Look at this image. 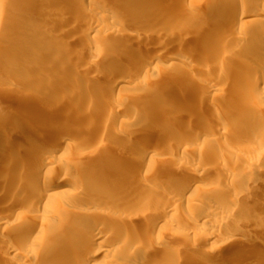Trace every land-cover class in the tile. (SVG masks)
<instances>
[{
    "label": "rangeland",
    "instance_id": "1",
    "mask_svg": "<svg viewBox=\"0 0 264 264\" xmlns=\"http://www.w3.org/2000/svg\"><path fill=\"white\" fill-rule=\"evenodd\" d=\"M6 1L3 12L5 15L0 23V103L2 98L9 99L6 112L19 107L21 102H30L34 88L27 81H16L17 78L31 75L22 68L21 61L35 57L43 46V38L48 35L54 36L56 40L52 54L54 50L64 47L63 50L68 55H65L66 67L59 70V75L53 68H49L47 73V78L56 85L80 80L85 87L96 86L94 75L104 82L110 77L111 72L105 69L106 60L114 59L120 64L127 52L140 57L130 63L122 74L132 78V88L121 93H105L104 87L101 86L92 98H88L89 101H85V105L78 108L77 114H84L87 109H90L89 113L94 114V117H89V130L85 129L86 120L82 117L77 121L71 119V125L65 126L58 123L56 116L51 117L49 121L57 125L55 131L63 132L60 142L64 147L71 144L70 147L75 148L76 141L85 138L86 145L80 146V153L76 155L77 158H82L78 159L79 163L85 161L89 168L98 156V160L102 162L101 172L112 176L106 181L107 188L94 199L95 203L87 204L84 200L75 204L63 203L54 207L51 216H42L36 214L35 210L38 206H44V202L33 201L32 204L31 201L30 205V202L27 203L24 199L21 206H16L14 199L5 206L4 202L0 201L3 204L0 205L3 208H0V213L4 214L0 220V232H5L12 224L18 226L21 223L19 226L26 230L29 227L27 224H32L29 223L31 220L40 225L50 221L47 228L43 229L42 240L45 244L51 243L53 249L55 246L62 248L59 252L61 258L56 260L47 255L46 249L41 250L38 245L30 242L25 244L20 239L17 241L10 238L12 243L6 242V245H2L5 243L0 237V246H16L18 254L26 259V263L38 259L42 264H151L157 260L166 264L172 259L174 249L182 258L176 260L175 264H219L214 257H207L230 251L231 256L216 258L221 259L220 264H231L232 261L234 264H245V258L250 252L249 247L255 242L264 243V72H256L257 59L252 56L250 50L253 41H264V14L259 17L253 15L245 20L247 23L254 20L262 22L252 30L234 25L233 18L245 8L248 1H252L255 6L260 5L264 12V2L143 0L148 9L144 14L137 13L131 5L128 12L121 13L119 21H107L109 12L118 9V6H115L116 0H102L104 13L101 11L99 14L91 13L89 5L79 6L74 0ZM222 4H230L232 8L212 17L213 25L208 31L198 29L189 33L174 32L181 23L187 24L193 19L200 20L203 15H207L214 8H220ZM163 10L167 15L160 17L158 14ZM192 10L194 13L191 17ZM17 16L19 20L16 24L12 22V18ZM43 24L49 28L46 29V36L38 30ZM95 26H98L96 30ZM91 28L93 30L89 32ZM116 30H126L128 36L117 34ZM242 35L248 37L244 42L239 40ZM166 39L168 44L164 43ZM174 50L179 52V56L186 58L190 65L171 67ZM79 59L83 61V69L77 61ZM77 66L79 69L76 70ZM139 72L140 75H137ZM171 76L175 80L177 91L166 99L157 100V91H160ZM244 76L249 80L245 81ZM258 77L262 79L259 86ZM210 86H213V89H208ZM122 96L128 98V101H138L140 108L133 113L121 109L120 114L116 116V103ZM39 100L48 104L41 98ZM143 111L155 112V115L152 119H144ZM253 112L258 114V120L252 124H244L242 118ZM175 121L179 123L175 124ZM44 122H47V119ZM3 124L0 120V135L3 133ZM22 128L19 125L7 127L4 142L10 137L13 145L36 139L31 137L28 130H24L26 135L21 138ZM200 128L205 129V134L199 133ZM127 131L137 133L138 137ZM234 131L240 133V139L234 137ZM143 134H147V138H142ZM150 139H153V142ZM125 140L137 143L139 152L130 155L123 151ZM146 142H151L148 148L145 146ZM2 145L4 144L0 143V157L5 154ZM53 145L55 142L50 143L49 148ZM25 155V152L20 155L22 163L26 161ZM45 156L47 157L46 154ZM115 157H118L119 161H115ZM54 162L59 163V160L55 158ZM156 177H161L164 183L171 182L173 186L164 188L160 185H150L148 180ZM190 177L197 179L194 185L182 183L184 178ZM251 178L255 180L256 192H263V199L248 207L245 201L248 191L245 181ZM53 183L55 182L49 181V184ZM241 183L245 184L247 190L241 187L244 186ZM56 184L57 182L53 186ZM113 185L117 186L120 196L112 195ZM130 188L135 191L131 196L128 193ZM180 192L184 194H179ZM238 193L242 200L240 204L245 207L244 212L240 210L243 209L242 206L239 208L240 204L236 207L233 203L235 208L233 201L231 204L230 199L226 201L228 197L232 199V196ZM159 195L161 197H158ZM218 196H223L222 200L227 197L226 204L223 203L225 208ZM216 198H219L222 206H219L220 201ZM228 203L230 207L227 206ZM214 205H217L218 209L223 207L219 210L222 214L219 213V217L205 215L206 210L214 208ZM26 207H30L29 214L20 212ZM233 209L238 211L235 213ZM11 213L15 215L12 216ZM247 217L249 221L252 220L250 223L246 221ZM260 221L263 223H259ZM6 226L8 227L5 228ZM90 229L99 231L101 237L90 243L83 239L85 243L83 242L82 249L72 247V244L80 240V234ZM189 230L193 231V236L185 235ZM39 232L40 228L35 231L36 234ZM233 232H236V235ZM231 238H236L239 242ZM65 243L69 244V247L64 248ZM232 243L234 244L229 246ZM124 250L126 252H123ZM142 250L147 252L146 259L144 255L143 259L141 258ZM1 251L5 252V249ZM261 251L264 252V247ZM198 255L201 256L198 258ZM261 261H264V258ZM261 261L259 264H263ZM29 262L31 264V261Z\"/></svg>",
    "mask_w": 264,
    "mask_h": 264
},
{
    "label": "bare ground",
    "instance_id": "2",
    "mask_svg": "<svg viewBox=\"0 0 264 264\" xmlns=\"http://www.w3.org/2000/svg\"><path fill=\"white\" fill-rule=\"evenodd\" d=\"M74 1L79 6L80 5L81 6L89 5V7H90L89 11H91V13H93V14H99L102 11L103 5H104L102 0H74ZM142 1L143 0H127V2H125V0H116L115 6H118V9L111 10L109 12V14L106 17L107 21H114V20L119 21L121 13L126 12L128 10V8L131 7V5H132L133 10H135L137 13H139L140 15L144 14L148 9H147V5L145 4V2L143 3ZM262 1L264 2V0H262ZM129 2H130V4H129ZM251 2L248 1L245 4V8H243V10L238 12L237 15L233 18V21H234L233 24L234 25L237 26V24H238L240 27H244V28L247 27V29L252 30L254 27H256L259 24V22H261L260 20H254V19H253L254 21H252V23H247L245 21L253 15L255 17H259L262 13L264 14V12H262V9L260 8V5L258 6L256 4V6H255ZM6 3H7L6 0H0V23H1L4 15H5V14H3V12H4V8L6 7ZM168 4H169V2H168ZM219 7L220 8H214L213 11L207 13V15H203L201 17L202 19H200V20L198 19L199 21L196 19L195 20L193 19L192 22H190V23H187V22H186L187 24L181 23L179 25V27L176 29V31H174V32H177L178 34L183 33V32L189 33V32H193V30L196 31L198 29H201L203 31H208V29H210L213 25L212 17L220 14L222 11L225 12L226 10H229L232 8L230 4H222V6H219ZM190 13H191V17H192L193 16L192 14L194 13L193 10L190 11ZM158 15L160 17H163L164 15H167V14H166V11L163 10L162 13L158 14ZM166 17H164V18H166ZM12 19H14V20H12V22L17 24V22L19 20L18 16L14 17ZM120 20H122V19H120ZM137 21L138 20H136V22ZM177 21H178V19H177ZM139 22H140V20H139ZM261 24H262V22H261ZM46 26L43 24V26H40L38 28L40 33L41 34L43 33L42 35H45L48 32L47 30L49 28H47ZM173 26H176V25H173ZM93 27H94V25H93ZM97 27L98 26H95L94 30H96ZM92 30H93V28H91L89 30V32H91ZM100 31H101V29H100ZM100 31L97 30V32H99V33H100ZM125 31L126 30H124V31L123 30H118V31L116 30L115 32L119 35L121 34L124 36H128V34ZM249 31H247V32H249ZM243 36L244 35H242V37L239 38V40H241L240 42H242V41L244 42L248 38L247 35H245L244 37ZM43 39H44L43 40V46H41L39 48L35 57L33 56V57L26 58V59L24 58L21 61L22 68L25 71L30 72L31 75L29 74V76L26 78L25 77H21V78L16 77L17 82L27 81L34 88V91L31 93V96H30L31 97L30 102L28 104L21 102L19 107L13 108L9 112H6V107L10 103L9 99L7 97L2 98L1 103H0V120H1V122H4L3 127H2L3 133L0 135V143L4 144V145H2V147L4 146V148H5V154L1 155V157H0V198H3L6 196V198H3V199H5L4 201H3V199L0 201L4 202L5 206H8L10 201H12L14 199L16 201V203H14V205L16 204V206H21V204H23L24 199L27 200V201L24 200L27 203L29 201L30 205H31V201H32V204H33V201L39 202V203L44 202L45 205L41 206V207L38 206V208L36 209L37 211L35 210V212L38 215L51 216L54 212V207H58L59 205H61L63 203L75 204L78 201L84 200L85 202L87 201V204L91 203L93 205V202L95 201L94 199H96V196L107 188V182H106L107 179H110L112 177L111 175H106L103 172H101L102 162L100 160H98V159H100V158H98V156L96 157L97 160L95 161V163L89 168H88V165L86 164L85 161L83 163H79L78 159H80L81 156L77 158L76 155L78 153H80L79 147L80 146L84 147L86 145L85 138L77 140L76 141L77 145L75 146V148H73L74 146L70 147L71 144L69 146L66 145L64 147V144H62L60 142L61 141L60 135L63 132L55 131V128L57 127V125H53V124L49 123L51 117H53V116L58 117L57 121H58V123L61 124V126L69 125L72 122V120L75 119L77 121L79 118L82 117L86 120V125L84 126L85 129L89 130L91 127V123H89V117H94V114L89 113L90 109H87L86 113H84V114H77L78 108L82 105H85L86 104L85 101L88 100V98H92L95 95L97 88H99L101 86L104 87L105 93H107V92L113 93L115 91H118L121 93L124 90L132 88V86L134 84L131 81L132 78L123 76L122 74L126 70L127 66L130 63L134 62L136 59H138L140 56H137L133 53L127 52L124 59L121 61L120 64H118V61L114 60V59L106 60L105 69L106 70L108 69L111 72L110 77L107 81L104 82L102 79H100V77H98L97 75H94L93 81L96 82V84H94L96 86L85 87L80 80H78V81L76 80L72 83L63 82L61 84L56 85L54 83V81L47 78V73L49 72V68H51V69L53 68L54 70L58 71V75H59L60 74L59 70H62L64 67H66V64L64 62L66 59L65 55H67V54H65L66 53L65 50H63L64 47L54 50L53 51L54 53L52 54L53 47L56 45V42H55L56 40H55L54 36L48 35ZM164 41H165L164 42L165 44L167 42H169L167 39ZM160 43H162V42H160ZM163 48H165V47H163ZM151 49H153V48H151ZM250 50L252 52V56L256 57V59H257L258 65L256 66L255 70L258 74H262L264 72V41L263 40L253 41V44H252ZM130 52H132V51H130ZM159 52H161V50ZM172 53H174V54H172ZM172 53L171 54H172V58H173V63L171 65V67H180V66H186L187 67L190 65L189 61L186 58H182L181 55L180 56L178 55L179 52L177 53L176 50H174V51H172ZM157 54H159V53H157ZM77 61H79L81 63L80 68L83 69V67H82L83 61L80 59ZM68 64H70V63H68ZM86 66H88V65L86 64ZM94 66H96V65L94 64ZM84 67H85V65H84ZM75 69L77 70V69H79V67L77 66V68H75ZM140 73L141 72H139L137 75H140ZM243 79L245 81L249 80L247 76H244ZM174 81L175 80L172 76L169 77L168 81H166V84L160 89V91L159 90L157 91V93L155 95L157 97V100L158 99L159 100L166 99L167 96H169L172 93H175L177 91V87H176V84ZM261 83H262V79H260L258 77L257 85L259 86ZM208 89H213V86H210V88H208ZM28 94L29 93H27V95ZM40 98L42 99L43 102L47 101L48 104L41 103V101L39 100ZM22 104H25V105H22ZM139 108H140V104L138 101L137 102L128 101V98H125L122 96V97H120L119 101H117V103H116V111H115L116 114L115 115L118 116L120 114L121 109H124L127 113H133V112L137 111ZM143 112H144V114H143L144 119H152L153 116L155 115V112H151V111H143ZM257 115L258 114H256L255 112L249 113L248 115H246V117L242 118V122H244V124H252L258 120ZM46 119H47V122H44V120H46ZM174 123L175 124L179 123V121H175ZM16 125L23 127L21 132H20L21 138H24L26 135L24 130H26V131L28 130L30 132L31 137H33V138L35 137L36 139H34L32 142L30 141L27 143H20V144L18 143V144L13 145L11 142V137H10V139H8L4 142V138L6 137V128L9 126H16ZM48 125H50V126H48ZM199 130H200L199 133H201V134L206 132L205 129H203V128H200ZM123 133H124V131H123ZM128 133L131 135L134 134L132 132H128ZM233 133H235L234 137L240 139L239 138L240 133L238 131H234ZM136 134H134V135H136ZM27 135H29V134H27ZM20 137H17V138L21 139ZM136 137H138V136L136 135ZM141 137L145 139V138H147V134H143ZM127 141L128 140H125V142L123 141L124 144L122 146V150L125 151L126 153L130 154V155L137 154L139 152L138 150H140L139 147L136 145L137 143L135 144V143H132L129 141L127 142ZM150 141L153 142V139H150ZM54 142H55V145H53L51 148H49L50 143H54ZM151 142H146L145 146H147V148H148L150 146ZM73 143H75V142H73ZM0 150H1V148H0ZM148 151H149V149H148ZM229 151H231V150L229 149ZM235 151H237V150H235ZM23 152L26 153V155L24 157L26 161L24 163H22L21 159H20L21 158L20 155ZM45 154L47 155V157L45 156ZM55 158L59 160V163L54 162ZM152 158H153V156H152ZM114 160L119 161V158L115 157ZM232 179H235V178H232ZM196 180L197 179H195V177L194 178L193 177L184 178V180H182V183L187 184V185H194L196 183ZM235 180H233V182L238 181V180H236V181ZM42 181H43V184H42ZM49 181L50 182L53 181L55 183L57 182L56 186H53L55 183H53V185L49 184ZM246 181H245V183H246V188L248 189V191H246L247 192L246 193L247 199L245 201H246V204L248 205V207H250L251 205H254L255 203H257L259 200H262L263 199L262 195H264V193L260 192V191H259L260 193L256 192L255 189H257V188L254 187V184H255L254 179L251 178L250 180L248 179ZM148 182L150 185H153L154 187L156 185H160V186H163L164 188H167L170 185H172L171 182L164 183V181L162 180L161 177L160 178L156 177L154 179L151 178L150 180H148ZM237 183H239V182H237ZM231 184H232V182H231ZM242 184L243 183H241V185ZM257 184H258V182H257ZM235 185H237V184H235ZM243 185L244 186H241V187L245 188V184H243ZM70 186L73 188H69ZM115 186L113 185L111 193L114 197L120 196L121 194L117 190V186L116 187ZM246 188H245V190H247ZM134 192L135 191L132 188H130V190L128 191L130 196L133 195ZM182 193L184 194V192H182ZM182 193L180 192L179 194H182ZM261 193H263V194L261 195ZM36 194H37V196L34 197V195H36ZM174 194H175V192H174ZM207 194H209V193H207ZM231 195H230V197H231ZM238 196H239V193L236 196H232V199L228 197V199L226 200L227 197H225V200L229 201V199H230L229 203L231 204V202L233 201L232 204L234 203V204H236V207H238V205L240 204V201L242 203V200ZM158 197H161V195H159ZM218 197H220V196H218ZM222 197H220L221 200L224 198V197L223 198ZM225 200H222V204L223 203L226 204ZM217 201L218 202L220 201L219 198L217 199ZM229 203L227 204V206H229ZM222 204L220 201L219 206L220 205L222 206ZM224 204H223V206H224ZM0 205H3V204L0 203ZM208 205H210V204L208 203ZM11 206L13 207V205H11ZM27 206H28V204H27ZM241 206L242 205L240 204L239 208ZM216 207H217V205L214 208H208V210H206V212L204 211L205 215L208 214V215H213V216L217 217L218 215L222 214V213H220L219 210H222L223 207L221 209H218ZM234 207H235V205H234ZM242 207H243V209H240V210H243L242 212H244L245 207L244 206H242ZM257 207H256V209H257ZM17 208H19V207H17ZM29 208L28 207L23 208V210L21 209L20 212H22V213L24 212L27 214L28 211H30V210H28ZM88 208H89V206H88ZM199 208L201 211V207H199ZM224 208H225V206H224ZM232 208L233 207H231V210H232ZM261 208L260 209L263 211V206ZM1 209H3V208H1ZM261 210H259V211H261ZM188 212H190V211L188 210ZM202 212H203V210H202ZM233 212H235V210ZM239 212H241V211H239ZM90 213H92V212H90ZM96 213H97V215L99 214L98 211ZM96 213H94V214H96ZM12 214L13 213H11L10 215H12ZM88 214H89V212H88ZM3 215L0 213V220L3 219V217H4ZM13 215H15V213ZM208 217H210V216H208ZM249 217L251 218L250 215H249ZM262 217H263V215H262ZM238 219H240V218L238 217ZM246 219H247L246 221H249L248 217ZM257 219L260 220L259 218H257ZM254 220L256 221V218ZM33 221L34 220L29 221V223H32V224H30V225L27 224L29 227L26 230L23 229V227L19 226V225H21V223L18 225L19 227L16 224L15 225L12 224L11 227H8L9 225L6 226L5 228H7V227L9 228L8 230L5 229L7 232L6 231L4 232V230H3V232H0L1 233L0 237L2 239L1 241H4V243H5L2 245H6L7 244L6 242H8L10 244V242L12 241V240L9 241L10 238L11 239L13 238L16 240L20 239L23 241V243H25V242L29 243L30 242V243H34V244L38 245L41 250L46 249L47 250L46 253L48 256H52V258L59 260L61 258V255H59V252H61L62 248L55 246V248L53 249V245L51 243L45 244L44 243L45 241L43 242V240H42V238L44 237L43 236L44 235L43 229L47 228V226H48L47 224L50 223V221L48 223L42 222L41 225L39 223L38 224L35 223L36 221L35 222H33ZM251 221H249V223ZM259 223H263V222L260 221ZM256 224H257V222H256ZM0 225H1V223H0ZM237 225L239 226V224H237ZM24 228H26V227H24ZM39 228H40V232H39V234H36L35 231ZM122 228H124V227H122ZM49 230H47V231H49ZM240 230H242V229H240ZM192 232H190V230H189L185 233V235L186 236H193ZM53 233H54V231H53ZM235 233H234V235H236ZM100 237H101V233L99 231H94V230L90 229L86 233L85 232L81 233L79 236L80 240L77 241L75 244H72V247L74 246L75 249L76 248L82 249L84 241H86V243H90V242H93L95 240H98ZM83 239H84V241H83ZM231 239H234V238H231ZM241 241H242V239H241ZM236 242H239V241L237 240ZM241 243L242 242H240V244ZM17 244H18V242H17ZM233 244L234 243L230 244L229 246H232ZM2 245L0 247H3ZM241 245H243V244H241ZM63 247L67 248V247H69V244L65 243L63 245ZM263 247H264V243L260 242V241L255 242V244H253L251 247H249L250 252L246 256L247 258H245L246 259L245 264H255V263L259 264L260 261L264 258V255H263L264 252L261 253L263 251V250L261 251V249ZM4 249H5V252L1 251ZM125 250L123 252H126ZM235 250L240 251L241 248H240V250H238V249H235ZM0 251L3 252V253L0 252V259H1L0 263H2V264H29L30 263L29 261H31V264H42V262L38 261V259L29 260L26 263V259H23L24 257L21 258L20 254H18V249L16 248V246L3 247L2 249H0ZM142 252L143 253L139 252L140 254H142L141 258L144 255L145 256L144 259H146L145 253L147 254V252L145 250L144 251L142 250ZM223 252H225V251H223ZM235 252L236 251H234V253ZM242 252H243V250H242ZM112 253H114V252H112ZM214 253H216V252H214ZM230 254H232L231 251L225 252V253L219 252L218 254L216 253V255H213V256L209 255L210 257L209 256L208 257L206 256V257L210 258V259L214 257V259L216 261H219V264H220L221 259L220 260H217V259H219L221 257L223 258L224 256L226 257L227 255H230ZM110 255H111V251H110ZM237 255H239V254H237ZM199 256H201V255H198L197 257L199 258ZM171 258L172 259L169 262H167L166 264H175V261L180 258L175 253L174 249L172 250V257ZM227 258H225V259H227ZM233 258H235V257H233ZM243 258H242V260H243ZM2 259H4L3 260L4 262L2 261ZM180 259H182V258H180ZM230 260H231V258H230ZM207 261H210V260H207ZM212 261H214V260H212ZM261 262H263V264H264V261H261ZM232 263L234 264L233 261H232ZM151 264H163V263H161L159 260H157V261H153V263H151ZM207 264H211V263L208 262Z\"/></svg>",
    "mask_w": 264,
    "mask_h": 264
}]
</instances>
